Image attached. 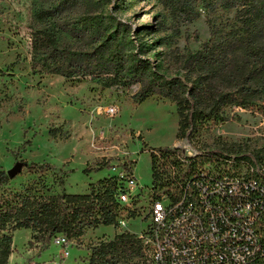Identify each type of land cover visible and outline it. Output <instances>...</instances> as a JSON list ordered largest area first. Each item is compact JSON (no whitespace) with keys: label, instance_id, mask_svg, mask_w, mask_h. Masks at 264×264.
<instances>
[{"label":"rangeland","instance_id":"obj_1","mask_svg":"<svg viewBox=\"0 0 264 264\" xmlns=\"http://www.w3.org/2000/svg\"><path fill=\"white\" fill-rule=\"evenodd\" d=\"M58 1L0 0V169L9 172L20 163H48L46 184L55 191L83 193L90 182L123 172L131 160L140 185L151 186V156L145 143L177 146L188 154L264 149V116L250 110L238 108L236 119L178 138V105L169 99L153 96L138 103L133 99L138 86L103 88L90 78L32 72V33L44 26L37 12ZM104 2L100 10L126 23V39L143 47L142 54L169 76L179 72V55L202 49L215 31L236 24L237 9L213 0ZM112 106L117 110L112 116L99 112L100 107ZM37 176L23 166L9 185L18 190ZM149 222L131 218L127 228L101 225L79 242L60 245L53 239L46 246L30 244L32 231L21 228L15 231L8 263L87 264L94 244L123 231L139 235Z\"/></svg>","mask_w":264,"mask_h":264},{"label":"trees","instance_id":"obj_2","mask_svg":"<svg viewBox=\"0 0 264 264\" xmlns=\"http://www.w3.org/2000/svg\"><path fill=\"white\" fill-rule=\"evenodd\" d=\"M213 2L236 8V24L215 31L202 49L179 55V72L169 76L142 54L143 47L126 39L122 34L129 31L126 23L100 10L104 0H60L37 12L44 26L32 33V72L90 78L103 88L138 86L133 95L138 103L153 96L169 99L178 105V138L234 120L238 108L264 116V0ZM145 146L151 156L150 187L156 195L172 188L184 190L197 170H222L227 162L239 171L244 167L251 171L258 164L264 168V149L188 155L177 146ZM23 166L38 176L18 190L9 185L17 175L12 178L0 169V264H9L14 234L21 228L32 231L30 244L46 246L58 237L79 242L90 229L118 225L125 209L118 198L124 186L119 174L99 178L85 192L73 193L46 184L50 164L25 162ZM124 166L132 170L133 161ZM251 173L264 184V174L256 169ZM148 250L138 234L123 231L94 244L87 264H151Z\"/></svg>","mask_w":264,"mask_h":264},{"label":"built area","instance_id":"obj_3","mask_svg":"<svg viewBox=\"0 0 264 264\" xmlns=\"http://www.w3.org/2000/svg\"><path fill=\"white\" fill-rule=\"evenodd\" d=\"M116 108L101 114L114 115ZM264 174L259 164L243 169H200L184 190L154 194L143 187L134 170L119 173L118 193L125 205L119 226L142 217L150 222L139 236L149 245L151 264H256L264 261V184L252 177ZM264 176V175H263ZM264 178V177H263ZM135 214L134 216L131 214ZM69 241V240H68ZM64 237L56 242L67 245ZM69 255V252H67Z\"/></svg>","mask_w":264,"mask_h":264},{"label":"bare ground","instance_id":"obj_4","mask_svg":"<svg viewBox=\"0 0 264 264\" xmlns=\"http://www.w3.org/2000/svg\"><path fill=\"white\" fill-rule=\"evenodd\" d=\"M186 154H188V153H186ZM190 154H193V153L190 152L188 155H190ZM224 169H235V165L232 162H227V164H225V166H224ZM260 238H264V228H260ZM256 264H264V261H258V263H256Z\"/></svg>","mask_w":264,"mask_h":264},{"label":"water","instance_id":"obj_5","mask_svg":"<svg viewBox=\"0 0 264 264\" xmlns=\"http://www.w3.org/2000/svg\"><path fill=\"white\" fill-rule=\"evenodd\" d=\"M22 163L17 164L16 166H14L10 171H9V175L13 178L16 175H18L20 173V171L22 170Z\"/></svg>","mask_w":264,"mask_h":264}]
</instances>
